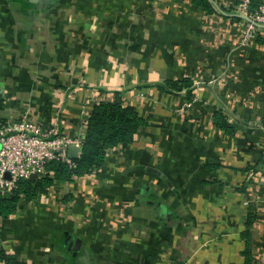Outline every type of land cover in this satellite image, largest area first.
Wrapping results in <instances>:
<instances>
[{"label":"crops","instance_id":"1","mask_svg":"<svg viewBox=\"0 0 264 264\" xmlns=\"http://www.w3.org/2000/svg\"><path fill=\"white\" fill-rule=\"evenodd\" d=\"M151 1L152 18L134 26L133 7ZM237 1L215 0L223 9L206 13L191 0H0L1 118L27 113L82 136L93 104L113 97L100 88L127 85L125 102L147 122L131 143L109 149L99 169L57 182L68 192L20 201L0 220L8 253L26 264H176L180 224L166 242L138 191L156 184L159 193L170 180L186 183L195 217L223 222L215 225L220 242L200 254L264 264V24L245 37ZM184 77L192 106L177 113L190 99L184 89L162 93L155 84ZM215 112L236 129L218 128Z\"/></svg>","mask_w":264,"mask_h":264},{"label":"trees","instance_id":"2","mask_svg":"<svg viewBox=\"0 0 264 264\" xmlns=\"http://www.w3.org/2000/svg\"><path fill=\"white\" fill-rule=\"evenodd\" d=\"M193 4L200 6L206 13H213L217 9L222 10L215 0H191ZM258 0H251L249 11L256 8ZM217 8V9H216ZM192 82L189 77L182 79H166L155 86L162 92H179L186 89V96L191 99ZM1 107V102H0ZM213 119L216 126L224 132H231L234 125L226 121L221 112H215ZM5 120L0 117V125ZM145 118L136 107L125 102L120 90L113 92L111 100H99L94 103L88 115L81 136V147L78 157L72 158L73 165L67 162L53 160L47 165V173L35 179H19L7 189L0 190V220L8 218L22 200L36 202L48 195L49 189L56 182L73 181L75 177L92 173L104 164L109 149L119 144L131 143L138 130L146 125ZM264 127V115L261 120ZM5 191H8L5 193ZM252 221V213L248 212L246 229L242 232L243 238L248 244L249 226ZM247 253V252H245ZM245 264H252L245 254ZM0 262L4 264H26L15 255L8 253L0 245Z\"/></svg>","mask_w":264,"mask_h":264},{"label":"built area","instance_id":"3","mask_svg":"<svg viewBox=\"0 0 264 264\" xmlns=\"http://www.w3.org/2000/svg\"><path fill=\"white\" fill-rule=\"evenodd\" d=\"M251 0H238L237 7L247 17L245 37L253 35L259 24H264V0L249 11ZM78 146L81 136H71L61 130L56 121L43 127L27 113L17 119L6 120L0 125V190L11 188L19 179L35 173L36 177L47 173L50 161L59 160L73 165L67 150ZM78 151V154H79ZM9 173V178L5 173Z\"/></svg>","mask_w":264,"mask_h":264},{"label":"rangeland","instance_id":"4","mask_svg":"<svg viewBox=\"0 0 264 264\" xmlns=\"http://www.w3.org/2000/svg\"><path fill=\"white\" fill-rule=\"evenodd\" d=\"M155 7L156 4L153 1L149 2V4L145 7L143 6L141 7V5L134 6L133 20H135L136 18V21L134 22V26L139 28L141 23L144 25L145 22L144 19L142 18L145 16L151 19ZM150 83L151 82H147L144 85H150ZM130 89L131 88L129 86L122 85L117 89H110V90L100 88V91L101 92L109 91L113 93L115 90H120L123 96L124 94H126V90H130ZM185 92L186 89L183 90V93ZM100 100H106V99H100ZM191 106H192V99L189 100L186 99L182 104H180L176 108V111L177 113H184L185 110H187ZM234 129H236V127ZM259 168L260 167H258V170ZM59 184L57 182L54 183V185L49 189L48 194L50 190L52 193V190L56 191L58 187L62 188L61 190L62 192H68V187H64V184H62L63 186H59ZM66 186H68V184ZM142 186L138 188V191L140 197L142 198L144 197L143 199L147 201L148 205H150L152 209L150 222H153L154 224H159V226L162 227L161 231L165 236L166 242L173 235L172 226L175 224L178 225V223L181 226V235L184 237L180 242L181 256L179 258V261L176 262V264H213V263L219 264V262H212L210 260H207L206 254L199 253L201 251L208 252L209 251L208 248L210 247L211 244H213L214 242H220V240L222 239L224 233H222L220 229H219L220 231L218 229L217 230L215 229L216 224L218 226L223 223L222 221L221 222L219 221V216L216 215L215 217L212 216L211 218L209 216H206L204 213H201L199 215L197 214L198 216L195 217L193 210L191 211L192 204L190 205V203L188 202L186 193H182L183 190L187 189L186 183L182 184L181 186H173L170 180H164L161 184L162 190L159 193L156 192V188H157L156 184H154V186H147V188L144 187V185ZM7 192L8 191H5V193ZM57 192L59 191L57 190ZM244 197H245L244 203L246 204V201L250 200V198L246 195V193H244ZM205 216L206 218L201 220V218H204ZM197 225H198V231L196 230V236H195L194 235L195 231L194 233H191L190 229L193 230V228L196 227ZM196 240H198V243H196ZM195 248H198L197 256L201 257L202 260H199V258L197 259V261L195 260V253H194ZM214 248L217 249L219 247L216 246Z\"/></svg>","mask_w":264,"mask_h":264},{"label":"water","instance_id":"5","mask_svg":"<svg viewBox=\"0 0 264 264\" xmlns=\"http://www.w3.org/2000/svg\"><path fill=\"white\" fill-rule=\"evenodd\" d=\"M46 1H48V0H46ZM78 151H79L78 146H76V145H70L68 147L67 154H68V156L70 158H76V157H78ZM5 177H7V178L10 177L8 172L5 173ZM28 178L29 179H35L36 178V174L35 173H32V174H30V176Z\"/></svg>","mask_w":264,"mask_h":264}]
</instances>
